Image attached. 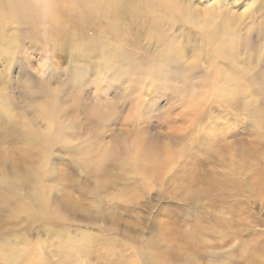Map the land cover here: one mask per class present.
Wrapping results in <instances>:
<instances>
[{
  "label": "rangeland",
  "instance_id": "1",
  "mask_svg": "<svg viewBox=\"0 0 264 264\" xmlns=\"http://www.w3.org/2000/svg\"><path fill=\"white\" fill-rule=\"evenodd\" d=\"M51 1L46 13L30 10L15 28L0 27V83L7 89L0 92V264H133L138 249L135 264H152L148 254L155 264H242L253 252L264 259V130L257 123L264 110V0H86V25L76 1ZM133 9L166 19L171 31L151 35L149 26L133 25L132 35L114 32L107 15ZM48 25L83 52L57 51L47 81L58 83L65 66H86L85 95L127 92L121 109L86 116L71 91L16 86L38 80L32 69L44 60ZM210 31L218 35L214 62L197 45ZM162 48L173 49L170 85L140 89L130 75L136 61ZM222 65L234 68L216 74ZM102 148L115 150L105 165L124 149L136 159L134 152L150 149L161 172L125 175L112 167L114 184L102 185L93 171ZM30 161L42 177L13 182V168L25 171ZM216 217L228 228L227 242L202 247L196 224Z\"/></svg>",
  "mask_w": 264,
  "mask_h": 264
},
{
  "label": "clouds",
  "instance_id": "2",
  "mask_svg": "<svg viewBox=\"0 0 264 264\" xmlns=\"http://www.w3.org/2000/svg\"><path fill=\"white\" fill-rule=\"evenodd\" d=\"M32 0H0V27L11 25L15 28L18 17L25 15L31 9ZM49 31L45 33L42 41V48L45 53L44 60L32 71L38 77L37 81L21 80L16 86L27 90L30 87L39 86L41 88L56 89L61 92L71 91L73 104L85 110L86 116L96 115L98 113L110 115L116 112L117 108L122 106L130 99L127 92L119 98L100 99L96 93L91 97L85 95L88 83L83 80L88 74L86 66L76 65L74 67L65 66L63 72L65 76L58 83H50L45 78V69L48 68L50 62L55 58L57 51L68 48L72 54H81L83 45L74 39H68L61 35L54 25H48ZM154 28L157 35H165L170 32L166 19L154 21ZM15 36V32L11 33ZM177 54H180L179 44L176 45ZM173 49L162 48L157 51L144 55L135 63V70L130 74L132 83L143 89L146 85H170L172 79V64L170 56ZM191 57L186 56L184 59L185 67H191ZM127 77V76H126ZM101 79L98 74L90 83L96 84ZM6 86L0 83V92L6 91ZM254 98V101L255 102ZM186 110V109H185ZM257 123L264 130V110L260 111L257 116Z\"/></svg>",
  "mask_w": 264,
  "mask_h": 264
},
{
  "label": "bare ground",
  "instance_id": "3",
  "mask_svg": "<svg viewBox=\"0 0 264 264\" xmlns=\"http://www.w3.org/2000/svg\"><path fill=\"white\" fill-rule=\"evenodd\" d=\"M74 1H76L80 6H82V7H78L77 6L78 7L77 8L78 9L77 10V15L79 16L80 24L83 25V21H82V19H83L84 20V25H86L88 23V20H89V17H90V15H88V13L86 11V9L88 8L89 4L85 3L86 0H74ZM125 1L126 0H118L117 3L119 5H123L125 3ZM51 2H52L51 0H36L35 3L32 1V5H34V6L31 5L32 7H31L30 10L38 11V10L41 9L44 13H46V8L50 5ZM95 5H96V2L93 3L92 7H94ZM134 7H137V5H134ZM138 7H139V5H138ZM107 18H108V24L110 26L114 27L113 30L116 33L120 32V33H123V34H129V33H131V29H132L133 25L136 26L137 28L148 27L149 26L150 27L149 33L151 35H152L151 30L155 29L154 28V21H156V20H153V19L149 18L148 16L140 15V13L138 11H136V9H133L132 14L112 13L111 15L108 14ZM124 21H127V23L124 24ZM209 21H211V20H209ZM262 23L264 24V20H262ZM209 24H210L209 22L208 23L205 22L206 26H209ZM214 31L217 33L216 30H214ZM214 31L206 32L205 34H203V37L201 39H205V41L197 44V45H203V44L205 45L204 46V48H205L204 49V54H206V56L208 58H211V59H209V61H211V62H214L215 59H217V54L219 52L218 48L213 45V41H216L217 40L216 37L218 36L217 34L214 33ZM218 33H220V32H218ZM221 34L225 35L226 34V30L221 31ZM131 35H132V33H131ZM261 35H264V33L261 32ZM228 44H229V46H226V47H231V45H233V43H228ZM227 66L230 69L234 68L232 65H230V66L227 65ZM227 66L226 65H222L220 67H215L213 69H214L216 74H219L220 70L226 71L223 68H227ZM242 72L243 71H238L237 70V73L239 74L240 77L241 76L243 77V73ZM201 98H203V97H201ZM45 115H47V116H49L51 118V114L47 110H45ZM173 132H175V131H173ZM28 137L31 138L29 135H28ZM131 144L132 145H130V144L129 145L133 146V142ZM148 145H150V144H148ZM143 147H144V145H143ZM145 147L147 148V146H145ZM154 147L155 146H153V148ZM149 148H151V151H153L152 147H149ZM140 149H142V148H140ZM133 150H137V148L135 147V148H133ZM149 150L146 149L144 152H142V150H141L140 153H139V156L137 155L139 150L137 151V154L134 152V154L138 158L140 157V159H136V158H133V156H131V153H130V151L128 149H124L122 151V155H119V156H117L118 158L113 159V161H114L113 163L111 162L110 164L105 165L103 163V160L106 159V157L108 155H110V156L112 155L113 156L115 150L114 149H110V148H102V150L99 152V155H98V157H99L98 160L99 159L100 160L98 162L94 163L93 171H95L97 173V176L99 178L100 183L102 185H105V186L110 185V184H114V182H115L109 176L110 175V171L113 170V168H119L120 171L122 170V171L125 172V175H128V173L133 172V171H139V173H141L144 176H146V175L149 176L150 174H158V173L161 172L162 164L160 166L159 163H158L159 160L157 159V157H154L152 155V154H154V155L157 156V154L154 153V152L152 153L151 151H150L151 153L149 154ZM164 151H165V149H164ZM158 152H160V151H158ZM141 153L143 155H141ZM147 155H148L147 159L146 160L143 159ZM1 156H2V154H1V149H0V165H1V162H2ZM109 158L110 157H108V159ZM154 158H156L157 160L154 159ZM231 162H232V158H231ZM168 166H170V164ZM116 171H118V170L116 169ZM42 174L43 173L41 171V167L39 165H35L33 162L30 161L29 165H28V168L25 171L24 170L21 171L17 166H15L13 168V175H12L11 179H12L13 182H17L18 183L20 178L26 179V180H31L36 175L39 176V177H42L41 176ZM3 179H4V176L2 174H0V183L3 181ZM205 183H208V182H205ZM217 184L221 186V185L224 184V182L218 181ZM260 185H261V188L264 189V179H262ZM184 186H188V185H184ZM1 189H2V186H0V191H1ZM41 192H42V194L44 193V191H42V190H41ZM11 193H13V191H11ZM38 197L40 199L41 195L39 194ZM9 217L10 218L14 217V207H12L10 209L8 215L6 216V220H8ZM201 224H196V226L199 229L196 228L195 235H197L199 238L203 239L202 241L199 242L202 245V247H206L205 245H209L211 240L213 241V242L212 241L211 242L213 243L214 247H218L219 245H224L223 243L227 242V236L225 234V231H227L228 228H225V230H223L222 227L220 226V222H219V219L217 217H216L215 220L211 221V223H209L208 226L207 225H201ZM231 224H232V222L229 221L228 222V227H229V225L231 226ZM174 240L176 241V240H181V239L180 238H176V237L171 239V241H174ZM191 252H193V251H191ZM13 253H15V252L13 251ZM253 253L250 255V257L247 256L246 257L247 261H246V258H245L242 261V264H264V259L253 257ZM139 257H140V254H139V249H138L137 251H135V261H133V264L138 262ZM195 257H197V256H195ZM145 259L147 261H151L152 264H155V261H154L153 256L151 254H148V256Z\"/></svg>",
  "mask_w": 264,
  "mask_h": 264
}]
</instances>
